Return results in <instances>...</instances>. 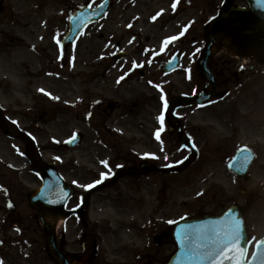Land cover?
Masks as SVG:
<instances>
[{
	"label": "rangeland",
	"instance_id": "rangeland-1",
	"mask_svg": "<svg viewBox=\"0 0 264 264\" xmlns=\"http://www.w3.org/2000/svg\"><path fill=\"white\" fill-rule=\"evenodd\" d=\"M85 3L86 0L4 1L0 14V113L19 132L27 129L32 133L28 136L31 145H25L21 140L6 136L0 127V264H50L42 250L37 249V244L45 245L44 235L27 204L29 193L40 185L34 171L40 164L55 163L68 184L80 194L79 184L90 182V171L95 169L79 162L81 153L107 156H111L109 153H146L156 150V146L151 145L157 144V149L163 152L162 165L185 156L179 147L180 153H170L173 143L164 137L155 140L156 144L138 141L140 111H130V107L132 101L137 102L141 87L149 79L138 81L135 72L122 80L126 69L120 66L124 62H110L109 52L102 49L114 47L117 41L123 44V40L127 42L134 35L146 38L148 32L141 29V25L127 32L121 20L120 26L112 25L110 17L117 15L119 6L110 17L90 27L75 50L59 51L58 41L66 31L70 7ZM119 15L122 16V12ZM162 64L144 63L143 67L152 72L158 71ZM189 65L183 63L179 71L168 77L161 76L159 80H156L160 76L157 74L155 82H162L173 96L180 95L188 84L184 74ZM35 112L42 116V121L32 125ZM77 131L84 136L82 145L74 151L62 150L60 145ZM244 143L255 145L261 151L256 153L247 182L237 183L227 171L226 163L222 166L211 160L205 167L197 163L196 168L161 178L162 202L164 206L168 204L163 210V214H167L162 219L163 229L166 221L193 212H208L219 202L225 203L223 208L230 203L243 207L244 199L239 193L243 188L262 198L249 205L246 221L255 242L264 236V134H252L247 141L242 135L227 146L232 152ZM26 150L33 154L35 169L25 157ZM201 168L198 175L192 176ZM203 168L207 172L204 173ZM201 181L207 183L200 184ZM158 188V185L154 189L145 186L146 197L152 193L155 196ZM9 206L20 216L14 225L3 221L8 217ZM63 228L66 242L74 246V222L60 226L59 235ZM28 244H31L30 250ZM171 250L172 247L163 246V259Z\"/></svg>",
	"mask_w": 264,
	"mask_h": 264
},
{
	"label": "flooded vegetation",
	"instance_id": "flooded-vegetation-1",
	"mask_svg": "<svg viewBox=\"0 0 264 264\" xmlns=\"http://www.w3.org/2000/svg\"><path fill=\"white\" fill-rule=\"evenodd\" d=\"M110 1L107 16L110 17L117 6L122 12V16L117 11V15L110 17L112 25L120 26L121 20L127 32L137 25L148 32L146 38L134 35L127 42L123 40V44L117 41L114 47L102 49L113 52L124 50L127 53L126 60L139 63L138 66L134 65L130 74L137 72L139 76V72L143 71L146 77L141 80L149 79L141 87L137 102L132 101L130 107V111H140L137 126L140 144L155 142V134L160 131L158 117L164 115L161 138L173 143L174 149L170 153H180L176 142L177 129H181L187 142L192 146L196 144L198 155L195 162L202 161L201 165L205 167L211 160L223 166L227 159L226 153H232L227 143L236 142L242 135L247 141L252 134H264V65L256 52L246 62H242L243 58L235 57L225 50L218 51L207 64L214 85L206 102L202 106L186 102L178 109L170 108L174 100L199 94L204 89L205 82L196 68L206 45L207 25L213 16L226 8L229 0ZM230 5L245 6V3L234 0ZM172 37L179 39L172 41ZM165 41L169 43L166 45ZM178 57L182 63H190L188 76H185L188 84L180 95L173 96L164 89L162 82H155L162 76L161 67L158 71L150 72V68L143 67V64L167 62ZM140 66L143 70L137 71ZM157 74L160 76L155 80ZM161 88L166 92L164 96H159ZM164 101H167L168 108L162 114ZM155 146L157 153H111L110 157L81 153L79 162L95 167L92 179L104 183L109 179L108 175L103 176L108 171L105 165L114 173L120 166L131 171L139 170L141 165L160 166L161 151L157 145H151L153 148ZM245 147L250 153L259 152L255 145ZM183 151L181 153H192V150ZM159 184L160 176L149 173L142 177H125L111 188L95 194L85 218H74L77 223L74 246L67 244L65 232L62 234L61 251L70 263H82L90 255L89 264H162V247L165 243L164 235L161 234V204L154 193L146 197L144 189L145 186L154 189ZM85 194L82 190L81 194L75 195V206H79ZM91 220L98 223L92 225ZM253 239L254 236L250 235L249 241ZM44 249L50 259L46 247Z\"/></svg>",
	"mask_w": 264,
	"mask_h": 264
},
{
	"label": "water",
	"instance_id": "water-1",
	"mask_svg": "<svg viewBox=\"0 0 264 264\" xmlns=\"http://www.w3.org/2000/svg\"><path fill=\"white\" fill-rule=\"evenodd\" d=\"M245 1L248 4L247 9L227 6L225 11L210 22L207 35L208 45L199 63V71L206 79V89L195 100L204 95L207 96L206 92L211 78L208 77L206 62L212 56L216 42H219V49L225 48L237 56H246L258 49V55L264 59V4H261L259 0ZM1 2L2 0H0V10ZM107 7V3H103L93 11H90L89 7L76 10L69 21L68 33L61 46L74 43L81 31L106 13ZM176 62L173 61L168 65L165 71L177 68ZM79 143L80 137L75 135L65 144V149H73ZM248 163L249 158L245 154H239L236 161L229 167L235 172L239 171L238 174H243ZM178 170L182 169L176 171ZM36 174L42 185L30 194L29 207L36 214L42 226L45 240L53 256L61 264H68L67 258L58 249L55 228L59 220L67 219L78 213V210L66 211L72 190L66 185L53 164L42 165ZM117 178L115 177L113 181ZM242 217V211L231 207L220 219L203 220L197 224L191 220L176 223L172 231L174 234L172 241L176 244L177 252L167 264H246L244 262L246 236L242 226ZM236 230L241 232L243 240L237 241L238 244L235 247H222L217 242L229 239ZM213 235L216 239L212 238ZM262 245L264 241L257 247L253 258L247 264H264V246Z\"/></svg>",
	"mask_w": 264,
	"mask_h": 264
},
{
	"label": "snow or ice",
	"instance_id": "snow-or-ice-1",
	"mask_svg": "<svg viewBox=\"0 0 264 264\" xmlns=\"http://www.w3.org/2000/svg\"><path fill=\"white\" fill-rule=\"evenodd\" d=\"M259 2L261 4H264V0H259ZM173 8H175V4L173 5ZM181 35H183V33H181ZM177 39H179V37H172L171 38L172 41H175ZM58 43H59V41H58ZM168 43H169V41H165L166 45ZM45 94H47V93H45ZM162 99H163V97H162ZM163 106L167 110V108H168L167 101H164V105ZM158 120H159L160 131H157L155 135H156V138L158 140H160L161 139V132L164 130L165 116L164 115H160L158 117ZM13 123H15V121ZM151 158L155 159L156 157H151ZM165 159H167V157H165ZM105 166L107 167V165H105ZM105 179H107V177H105ZM96 183H100V181H97ZM96 183L89 184L86 187L88 189L94 188V187H96ZM212 238L216 239L215 235H213ZM242 240H243V236H242L241 232L239 230H236L235 233L229 239H227L226 241H217V242L220 243L222 245V247H228L229 245H232V244H238L237 241L241 242ZM262 246H264V245H262ZM229 250H231V249H229Z\"/></svg>",
	"mask_w": 264,
	"mask_h": 264
}]
</instances>
